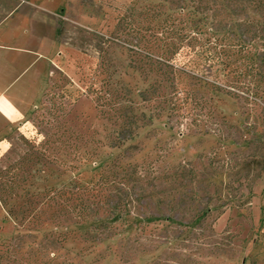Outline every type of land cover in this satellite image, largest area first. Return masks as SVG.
<instances>
[{"label":"rangeland","instance_id":"374dc122","mask_svg":"<svg viewBox=\"0 0 264 264\" xmlns=\"http://www.w3.org/2000/svg\"><path fill=\"white\" fill-rule=\"evenodd\" d=\"M255 2L22 6L25 47L40 59L24 128L0 157V192L18 213L0 206V264H264V11ZM221 47L231 66L217 61ZM149 57H173L187 84L175 90ZM107 84L116 106L105 102Z\"/></svg>","mask_w":264,"mask_h":264},{"label":"crops","instance_id":"0c3cea01","mask_svg":"<svg viewBox=\"0 0 264 264\" xmlns=\"http://www.w3.org/2000/svg\"><path fill=\"white\" fill-rule=\"evenodd\" d=\"M22 6L53 12L39 0H0V157L11 149L14 131L24 128V107L30 97L28 75L40 59L39 53L25 47Z\"/></svg>","mask_w":264,"mask_h":264},{"label":"trees","instance_id":"16d2710c","mask_svg":"<svg viewBox=\"0 0 264 264\" xmlns=\"http://www.w3.org/2000/svg\"><path fill=\"white\" fill-rule=\"evenodd\" d=\"M255 3H256V5H258L257 7L259 8V11H261V12L264 11V0H256ZM195 23L196 24H194V26L192 24V26L194 27L193 29H195L194 32H192V33L197 34L196 32L198 31V24L200 22H195ZM169 30L170 31L168 33H172L171 32L172 30L171 29H169ZM182 33H183V31L180 30L179 35L177 36L179 42L183 43L187 40H190L189 44H187V46L191 47L190 43H191V41H194L195 38H191V36L188 35L187 33H184V34H182ZM165 45H167L166 48H168V46L170 47V44H166V42H165ZM171 46H173V48L175 47L174 44H172ZM223 48L221 47L222 50H221L220 55L217 56V61L221 62L223 65L225 64L226 67L231 66L232 65L231 62L228 63V61H227V59H230L231 55L228 53V51H226ZM135 53H138V55H140L139 51H136ZM168 54L169 53H167L166 56ZM151 57H149V59L147 58L149 60L148 61L149 64L152 67H154L151 70H153L154 73H156L157 75H160L162 78H164V80H166L168 83H170L171 87H173L176 90L177 86L181 85V83L187 84V79L189 77V74L186 72L185 68H181L178 65L173 63V57H169V58L161 57L160 59H155V60H153ZM109 85L110 84L106 85L108 90L105 91V94H108V98L105 99L106 100L105 102H108L107 105L116 106L117 100H115L116 98H115L114 92L113 91L111 92ZM151 88H152V91L158 89L156 86H152ZM146 100H148V99L146 98ZM60 196H61L60 193L59 194L57 193V194H55L54 199L62 198V196L61 197ZM0 203L3 205V207L5 209H8V213L10 214V216L16 217L18 215V213L14 209H12V208L9 209L8 199L4 198L3 195L1 194V192H0Z\"/></svg>","mask_w":264,"mask_h":264}]
</instances>
